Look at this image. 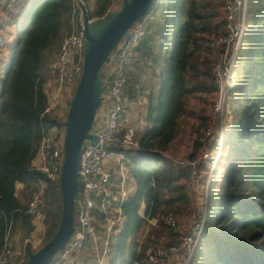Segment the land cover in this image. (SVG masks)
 I'll return each mask as SVG.
<instances>
[{"label":"trees","instance_id":"obj_1","mask_svg":"<svg viewBox=\"0 0 264 264\" xmlns=\"http://www.w3.org/2000/svg\"><path fill=\"white\" fill-rule=\"evenodd\" d=\"M21 1L28 6L0 87V253L7 231L10 239L17 234L19 264L52 236L60 220L58 181H49L44 237L38 247L25 241L36 234L27 206L32 184L43 176L32 166L41 126L64 131L59 119L42 112L53 80L48 64L71 31L72 4ZM84 5L89 17L99 18L111 0H84ZM150 13L155 15L134 46L135 62L126 83L130 94L146 99V126L141 134L135 132L138 148L125 151L135 189L121 203L124 223L114 234L108 264H144L137 248L140 231L146 217L159 218L163 211H172L178 221L177 229L159 222L166 245L181 242L180 219L193 215L191 174L187 165L174 164L165 154L182 137L191 141L183 157L199 153V136L208 125L216 90L207 51L211 38L224 33L222 0H153ZM231 73L223 132L211 144L219 152L209 175L204 226L189 264H264V0L245 2ZM17 183L23 184L19 194Z\"/></svg>","mask_w":264,"mask_h":264},{"label":"built area","instance_id":"obj_2","mask_svg":"<svg viewBox=\"0 0 264 264\" xmlns=\"http://www.w3.org/2000/svg\"><path fill=\"white\" fill-rule=\"evenodd\" d=\"M20 2V0H10L8 6L14 8ZM245 2L246 0H222L224 33L212 37L209 41L207 58L211 61L210 74L216 90L208 110V125L199 136V142H201L199 153L192 159L165 154L174 164L187 165L190 169L191 187L193 195H196L191 222L182 241L178 244L171 243L167 246L165 232L162 233L164 241H159L155 245H152L150 241L145 245L144 236L137 246L138 251L142 252L144 264H189L202 232L209 175L219 152L218 146L215 153H211L209 142L220 139L223 132L225 121L223 102L226 89L233 81L231 71L244 28ZM121 3L122 0H111L109 10L119 8ZM82 5L84 0H72L71 31L61 41L57 52L48 64L53 80L42 116L54 115L60 119L66 100L71 97V90L75 88L79 80L85 46ZM109 10L103 15L109 13ZM10 12L12 10L0 8V87L12 51V41L5 30V24L10 19L8 17ZM154 15L145 14L136 21L101 67L105 82L101 93V104L92 125L97 141L95 144L85 141L80 151L77 168L79 197L75 199L74 231L64 247L48 264H81L84 261L91 264L109 263L111 245L114 243L112 237L118 232V225L123 218L121 203L126 195L124 186L127 177L122 167H126L128 163L125 151L129 148H138L133 128L123 127L124 94L128 75L135 62L134 46L144 35L147 21ZM88 18V22L98 19L94 16H88ZM103 71H106L107 77ZM62 138L63 134L58 128L41 126V136L36 145L40 164L33 167L43 176H37L32 184L27 206V212L33 218L43 220L47 213L44 201L45 190L47 182L59 179L63 157ZM115 162L118 163V169L115 167ZM207 169L208 174L205 177ZM114 171L116 180L113 179ZM112 182L118 184L120 189L115 199L110 197ZM159 222L169 228H178L174 213L163 211L159 218L146 217L141 231L144 228L147 229L149 224L158 225L160 228ZM8 234L9 230L5 235L4 247L0 253V264H19L22 257L15 249L19 246L11 243ZM181 249L182 254L179 253Z\"/></svg>","mask_w":264,"mask_h":264},{"label":"water","instance_id":"obj_3","mask_svg":"<svg viewBox=\"0 0 264 264\" xmlns=\"http://www.w3.org/2000/svg\"><path fill=\"white\" fill-rule=\"evenodd\" d=\"M152 3L153 0H122L119 8L92 22H88L86 7L82 5L85 35L83 67L69 99L65 118L61 121L64 131L58 179L60 220L52 236L37 250L29 251L22 264H48L74 231L75 199L79 197L77 168L80 151L85 141L91 144L97 141L92 125L101 104L105 82L101 67L129 28L151 9Z\"/></svg>","mask_w":264,"mask_h":264},{"label":"crops","instance_id":"obj_4","mask_svg":"<svg viewBox=\"0 0 264 264\" xmlns=\"http://www.w3.org/2000/svg\"><path fill=\"white\" fill-rule=\"evenodd\" d=\"M9 2H10V0H7L4 3V5L1 7L2 10H8V9L12 10V12H10V15L8 16V17H10L8 23L11 22L16 15L24 13L26 8H27V6H28L27 4H23L22 1H21L20 3H17L14 8H11V7L8 6ZM6 28L7 27L5 26V30H6ZM18 29L19 28H16L15 31H14L16 34H17ZM10 40L12 41V44H13L14 40H12L11 36H10ZM103 73L105 75L107 74L106 71H103ZM107 76H108V74L106 75V77ZM51 86L52 85H50V87H49L48 95H49ZM145 100H146L145 97L142 96V95H139L138 92L137 93L134 92L133 94H130L129 93V89H126V92L124 94V112H125L126 116L128 117L129 123L123 124V127H132L134 132H135L136 129L134 128V126H136L140 122L141 118L144 121ZM145 126H146V124H145ZM173 144H174L175 148L173 147V148H171L168 151V154L170 156H172V157H174L173 156L174 154L172 153L173 151L181 152L180 155H182V154H185L188 150L191 149V141H189L187 139L175 140V142ZM38 164H40V156L36 152L34 154L33 158H32V166H36ZM114 187H116V188H114ZM22 188H23V184L17 183L16 184V193L19 194V191L22 190ZM124 188H125V192L127 194V192H129V190H128V187L126 186V184H125ZM119 192H120V189L118 187V184L116 185V184H114L112 182V186L110 188V197L113 198V199L117 198ZM33 220H34V226H35L34 230H35L36 235L39 234V233L42 234L45 231V225H44L43 220L38 219V218H34ZM35 238H36L35 236H31L30 238H26L25 241H30L31 242V240H33ZM17 239H18V235L17 234H15L14 237L11 239L12 242L14 243V245H16V246H18V244L16 242ZM81 264H91V262L84 261Z\"/></svg>","mask_w":264,"mask_h":264},{"label":"rangeland","instance_id":"obj_5","mask_svg":"<svg viewBox=\"0 0 264 264\" xmlns=\"http://www.w3.org/2000/svg\"><path fill=\"white\" fill-rule=\"evenodd\" d=\"M6 1L7 0H0V8L4 5V3ZM23 15H24V13L19 14V15H16L11 22H9L8 24L5 25L7 27L6 28V32L9 34V36H11L12 40L15 39L16 33L14 31H15L16 28H19L20 27L21 22L23 20ZM102 77H103V75H102ZM74 89L71 90V93H73ZM69 99L70 98H67V100H66V106H65V109L63 110V114H62L61 118L59 119L60 121H62L65 118V115H66V112H67V109H68ZM211 101H212V97L210 98V104H209V107L208 108H210V106H211ZM57 113H58V111H57ZM124 114H125V112H124ZM125 123H129V120H128V117L126 116V114L124 115V120H123V124H125ZM183 123H184L183 124V127L184 128H186V126L189 125V124H186V120H184ZM223 127H224V124H223ZM134 128L136 129L135 130L136 134H141L143 132V130L145 128V122L143 121L142 118H141L140 122L136 126H134ZM182 139H187L188 140V138H186V137H182ZM212 141L209 142L210 143L209 144V147H210V152L214 154L215 151H216V148H213L211 146ZM180 153L181 152L176 151V154L173 153L174 154L173 156L174 157H183L184 154L180 155ZM124 163H126V162H124ZM114 164H115V167H117V169H118V163L115 162ZM122 169H123V171H124V173H125V175L127 177V179H126V186L128 187L129 192H133L134 189H135L134 179L129 174V171H128V167L127 166L126 167L123 166ZM207 171H208V169L206 170V174H208ZM113 179L114 180L117 179L116 178V172L113 175ZM195 196H192V200H191V203H190V206H189V209L191 210L190 213H189V215L190 214H194V208H195V203H196ZM29 198H30V194H29V197H28V201H29ZM140 213L141 214L144 213V206L143 205L140 207ZM191 218L190 217L185 218L184 216H182L181 219H180V229L183 230V232H181L183 234L180 237L181 238V241H182V237L186 234L185 232L187 231V228H188V226H189V224L191 222ZM123 223H124V217L122 218L121 223L118 225V228L119 229H121ZM150 230L152 231V233H151L152 235H150L151 238H150L149 241H150V243H152V245H155L156 243L158 244L159 241H164L163 235H162L163 230H161V228H159L158 225H153V224H149L148 227H147V229L144 228L142 231H140L138 241L139 242H142L144 236H145V239H146V235L148 234V232ZM44 233H45V231L42 234L41 233H39L37 235L35 234V237L36 238L33 239V240H31V244L33 245V247H38L40 245V243H41V241H42V239L44 237ZM114 237H115V235H113V237H112V240L113 241L115 240ZM165 241H166V243H168V240L167 239H165ZM145 242H146V240H145ZM11 243H13V242H11ZM14 246H16V245H14ZM15 249H16V251H19V253H20V250H19L20 248L19 247H16Z\"/></svg>","mask_w":264,"mask_h":264}]
</instances>
